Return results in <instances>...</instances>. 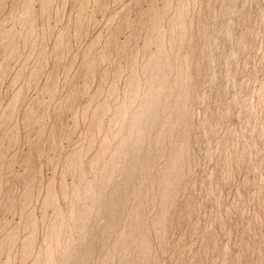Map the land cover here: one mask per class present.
Wrapping results in <instances>:
<instances>
[{
    "label": "rangeland",
    "instance_id": "1",
    "mask_svg": "<svg viewBox=\"0 0 264 264\" xmlns=\"http://www.w3.org/2000/svg\"><path fill=\"white\" fill-rule=\"evenodd\" d=\"M221 1L0 0V264L58 260L65 248L56 236L76 234L85 218L91 221L86 227L91 235L104 194L114 192L108 220L99 224L109 238L92 257L95 264H156L165 257L170 264H218L222 237L214 221L219 213L214 221L208 219V229L181 247L192 210L190 195L181 194L194 171L209 163L201 159L202 166L198 161L195 166L196 138L202 125L210 135L207 123H214L215 115L225 120L224 133L245 128L248 146L261 145L264 155V28L258 23L243 42L254 46L258 78L249 69L250 51L234 50L232 40L222 35L227 20L234 22L226 25L235 26L241 12L255 20L254 11L264 0ZM229 11L240 15L231 20ZM212 15L219 17H213L214 26ZM214 45L215 69H228L241 79L238 100L229 109L223 103L234 92L226 70V78L220 74L219 95L207 93L221 100L213 113L203 112L196 120V102L204 106L201 100H208L200 95L209 82L206 50ZM196 92L202 99L196 100ZM253 97L255 108L238 123L234 113ZM214 132V139L199 140V147L210 148L212 155L223 133ZM232 140L222 151L226 169L216 203L227 205L229 243L233 250L242 247L239 264H264V179L251 189L255 173L243 162L248 148L233 147ZM118 163L125 169L121 178ZM115 178L118 183H112ZM205 179L199 185L212 188ZM77 187L79 194H74ZM36 219L45 226L39 244L50 245L38 261L21 251L23 232ZM115 246L120 249L112 255Z\"/></svg>",
    "mask_w": 264,
    "mask_h": 264
},
{
    "label": "bare ground",
    "instance_id": "2",
    "mask_svg": "<svg viewBox=\"0 0 264 264\" xmlns=\"http://www.w3.org/2000/svg\"><path fill=\"white\" fill-rule=\"evenodd\" d=\"M239 2H242L241 4L243 5V0L242 1L241 0L238 1V3ZM248 2H249V0H248ZM253 2H252V4H253ZM257 2L254 3V4L258 8V5L259 4H257ZM234 3H235V1L233 3H231L232 6H233L232 7L233 9L235 8L234 7ZM238 3H237L236 8L237 7L239 8V6H238L239 4ZM224 5H225V3L223 2V6ZM262 5L264 7V4H262ZM259 6H261V3H260ZM226 7H227V5H226ZM249 7H250V5H249ZM263 7H260L258 9L260 10ZM232 8H229V7L228 8H225L224 11L227 12V9H230L231 10ZM255 8L256 7H254V9ZM259 10L254 11L255 12L254 13L255 14V20L250 21V19L248 18L249 15L247 14L248 12H246V13L244 12L243 15H242V12H241V17H239L238 20L235 19L237 21L234 24L235 26L232 27V25H229V26L226 25V24H228L227 22H229L227 20V22L225 24L226 27L223 26V29L226 28L225 33L222 32L223 31L222 28H221L222 31L220 30V33L222 32L223 33L222 35H224L225 37H227V40L228 39H231L232 40L231 42H230V40L228 42H229L230 45L233 46L234 50H236L235 48L237 46H239V47L241 46V47H245V51L244 52L250 51L251 61H250V64H249V69L252 71V73H254V75L256 76V78H258L257 74H259V73L257 72V68H258L257 67V60L258 59L256 60L255 57H254V51H253L254 46L252 44H250V43L247 44V45L245 43L243 44V42H246L247 43L250 40L249 37H251V34L252 33H255V29H256V27H258V23L260 25H262V27L264 28V22H263L264 21V14L260 13L262 11L259 12ZM231 12L232 13H230V11H229L228 14L229 13L232 14L231 15V18L232 19L231 20H233L234 17H236V14L239 12V9L237 10V13L235 12L236 14L234 13V11H231ZM224 14L225 13L223 12L222 15H224ZM220 15L217 14V16H220ZM239 15H240V13H239ZM213 17L214 16L212 15L211 22H212V25L214 26L215 22L213 20ZM222 17L223 16H221L220 18H222ZM218 18H215V19L218 20ZM223 19H227V17L224 15ZM217 20H215L216 23H217ZM221 22H220V19H219V23H221ZM231 22H229V24ZM222 24H223V22H222ZM222 24H221V26H222ZM30 34H31V32H30ZM221 37H223V36H221ZM225 37H223V40L225 39ZM216 38H218V37H216ZM216 40H214V43H215ZM219 40L221 42V39L220 38H219ZM219 40L216 41V44H217V42ZM263 41H264V39H263ZM223 43H224V41H223ZM229 44H227V42H226V45H229ZM212 45H213V43H212ZM207 46H209V45H207ZM217 46L214 45V47H208V49L206 50L208 52V54H207V56H208V63L207 64H208V67L210 66L211 69L208 68L209 71L207 73H209V75L207 77V81L206 82H208V81L209 82H208V85L206 84L207 86H206L205 90H203V92L201 93V95H200L201 97H204L207 93H209V94L210 93L215 94V96L212 95L213 97H216L217 95H219V93H220V85H221L222 80H223V77H224L223 74H224V72H226V70H227V72L225 74L228 73V69H226L224 72L222 71L223 73L220 72L221 69H220V71H219V69H217L219 73H216L217 70L215 69L216 68L215 65L217 66V64H215L216 63L215 55H214L215 53H213V51L215 50V48L216 49L218 48ZM221 46H220V49H222ZM224 46H225V44L222 47H224ZM225 47L227 49V46H225ZM239 47L237 49H239ZM231 48H229V49H230V51L232 53ZM225 51H228V50H225ZM230 51H229V53H230ZM239 51H241V50L239 49ZM215 52H216V50H215ZM256 52H258V51H256ZM220 53L222 54L221 51H220ZM224 53H223V55H225L227 52L225 54ZM229 53H227V54H229ZM262 55H264V53ZM218 56H220L219 53H218L217 57ZM238 57L240 58L239 55L237 56V58ZM217 59H218V62H221V61H219V57ZM223 59H225V61L230 60V58L226 59L225 57ZM233 60L231 59V61H228V62L229 63L230 62H233ZM237 60L239 61V59H237ZM222 62L221 63L223 64V66H226V64H228V63L224 62V60ZM224 63H226V64H224ZM229 66H231V64H229ZM229 66H227V67H229ZM233 67H234V65H233ZM242 68H243V66H242ZM223 70H224V68H223ZM230 70L231 69H229V72H230ZM231 71H234V70H231ZM221 73H222V76L223 77H221V75H220ZM233 73L235 75V72H233ZM228 74L230 75L229 81H230V84H231L234 92L232 91L233 92L232 93L233 95H231L230 97H228L229 99L224 100L223 103H225L226 106L229 109V107L237 104V100H238V97L237 96H238V90H239V82L241 81V79L237 75L236 76H231L230 73H228ZM224 78H226V75H225ZM202 86H201V88H202ZM200 91H202V90H200ZM257 91H258V89H257ZM256 95H257V93H256ZM194 96H195L194 94H190L189 95V98H192L194 100ZM198 96H199L198 95V92H196V97H197L196 100L198 98L202 99L201 97H198ZM206 96H208V98H207L208 100L205 101L206 98L204 100L203 99L201 100V101H204L206 103V104L204 103L205 104L204 106H203V104L202 105L201 104H198L197 103L198 101L197 102L195 101L196 102V109H195L194 114H195V117H197L196 120L199 119L198 116L200 117L201 114L204 115V113L207 112L208 110L209 111H212L213 108L215 107V104L221 100V99H215V98L213 99V98H211L212 96L210 97L208 94ZM201 101H199V103ZM197 104H198V106H197ZM256 104H257V101L255 100L254 97L253 98H250V104L247 107H246L245 104L244 105L238 104L239 106L242 105L243 108L241 106L238 109V112H235L237 109L235 111L232 110V112H235L234 114H237L236 116L238 118H235V119H237V121H238V119H241V118L244 119L246 113L249 110L252 111L255 108ZM200 105H201V107L203 106V111L202 110L200 111V109H199L200 108L199 107ZM235 107H237V106H235ZM208 113L209 114L210 113H213V111L212 112H208ZM209 114L207 115L208 117H210ZM230 114H231V112H230ZM234 114H231V115H234ZM212 117H214V119L212 118L214 120V123H212V122L211 123H207L208 124V127L211 130L210 131V135H211V132H214V131H218V132L219 131H222L223 132V126L226 124L225 120L222 119V118H220L218 120L215 117V115H212ZM202 118H204V117H202ZM229 118H230V120H232L231 118H233V117H230L229 116ZM115 120H116V117L111 122H114ZM201 120H199V121H201ZM232 122H233V120H232ZM232 122L230 121L231 125H232ZM239 122L240 121H238V123ZM197 123H198V125L201 128L200 123L198 121H197ZM233 123L235 124V122H233ZM203 126L204 125H202V130H201V132L199 134L201 136H199V137L196 138V142L198 144V147L195 149V156H196L195 166L197 165V161H198V163L200 165V162H202V161H200L201 159H205L209 163H208L207 166H206L207 163L206 164L204 163L205 164V165L203 164V166H205L204 168H203V166L201 164L200 166H202V168L201 169H198L197 171H194V174H193L192 178L190 179L191 183H190L189 187H187V189H184L183 190L184 193L181 194V195H184L185 196L188 193V195H190V197H191V203H192V210L190 211V217H189L190 229H189V233L186 232L185 235L183 236V242L181 244V247H184L186 245V243L189 241L190 238H193V236L199 235L200 233H202V231L208 229V225L210 223V221H208V219H212L214 221L216 219V218L213 219L214 215H217V213H219L220 218L217 217L218 220H215L214 223L217 222L218 235L220 234V237H222V241H220V252H219V255H217L218 257H217V262L216 263H218V264H239V263H241V261H240V259H241L240 258V252L242 250V247L239 246L238 249L233 250V248L231 246V243H229V235H228L229 233L228 232H230V231H229V227H228V222H229L230 219H229V216H228V213H227V211H228L227 210V205L226 204H222V203H216V201H217V194H218V190H219V186H220L219 180L222 177V175L224 174L225 169H226V167H224L223 164H222V151H224L225 144L226 143H229V138H230V140L233 139L232 140L233 143H231L233 147L239 148L240 146H243L246 151H247L246 147L248 148L247 156L245 157V159H244L243 162H244V164L246 163L247 166H250L251 170H253V173H255L253 175V178H252L253 181H252V184H251V189L254 191V189H256L259 186V183L264 179V166H263V161H262V160H264V155L263 156L261 155L263 148L259 144H256L254 147H251V145L248 146V144L250 143L251 139L249 137V134L246 132L245 128L243 127L244 128L243 131L242 130L240 131L239 128H238L236 130H233V133H231L232 131L230 133L229 132H226V131H225V133L224 132L223 133L220 132V134L222 133L221 136H220L221 142H218L220 144L217 143L218 140H217L216 137H215V139L217 141H214V142H216L215 144H217V145H215L213 143V141H212V143L214 144V147L217 149V151H215L216 153L214 152L215 155L214 154L212 155L211 152H210L211 150L209 151L210 148L205 147V146H201L202 148L199 147V144H201L199 140L200 139L201 140L203 139L205 141V138H207V136L209 135L207 133V131H206L208 128H205L207 125L205 127H203ZM233 126H235V125H233ZM229 128H231V127H229ZM232 129H234V128H232ZM240 129H241V127H240ZM218 135H219V133H218ZM244 136H247V138L244 139ZM210 137L213 138V136H210ZM217 137H219V136H217ZM220 138H218V139H220ZM247 140L249 141V143H247L248 142ZM206 143L208 144L210 142L207 141ZM210 144H208V146ZM213 144L211 145V147H213ZM253 149H254V151H253ZM80 153H81V150L80 149L79 150L77 149L76 150V154L79 155ZM254 154H256L255 155V159H253ZM252 155H253V157H252ZM205 160H203V162H205ZM118 165H119L118 166L119 167V170H118V173L117 174H120L119 177L121 178L122 177V174H124V170L125 169H123L122 166L119 163H118ZM199 165H198V168H199ZM206 177H208V178L205 179ZM203 179H205L204 181L207 180L208 183L210 182L212 188H209L210 186H204L203 183L200 184L201 185L200 186L199 185V182H203ZM112 183H118V179L115 178ZM71 187H72V185H71ZM79 191H80V188L77 187L74 190L73 193L74 194H79ZM116 194H117L116 192H114L110 196L106 195V193L104 194V200L102 201V204H101L100 214L98 215V217L96 218V221H95L96 228L92 232L91 235H88L87 234L88 228H86L88 226L89 222H91V221L89 220V218H88V220H86L87 218H85L80 223V227H81V225L86 221V223L84 224V227L82 228V230H80V228H78L77 231H76V234L74 233V230H73L66 237L62 233L61 234H58L56 236V243L58 245H62L65 249H64V252L62 253V255L59 256L58 260H56V261H48L47 264H95L94 263V259H92V257H94L98 252L100 253V251H103L104 250V247L106 245L107 239L109 238V232H108L107 228H103L102 227L103 225L102 224L99 225V224L101 222L103 223V222H106L108 220L107 218L110 215V207H109L108 199L109 198H113ZM252 199H254V197H252ZM212 202H215V203H212ZM252 204H253V202L250 203V205H252ZM251 208L254 209V206L252 205ZM57 217H59V212L56 213V217L55 218H57ZM37 219H36V223L33 224L30 228H25V231L23 233H25L26 235H25L24 241L22 242L23 244H22V250L21 251H22V254L24 253V255H25V257L27 259L33 257L32 260H35L36 259L38 261L42 257V251H43L44 247H45L46 250H48L50 248V245H48L47 242H45V244L44 243L43 244H39V238L42 235V231H45V228H44L45 226L40 227L39 224H38V220ZM41 228H43V229H41ZM80 231L82 232L81 237H80ZM83 238H85V240H84V242L81 245V242H82ZM119 249H120L119 247L116 248V246H115L114 249L112 250V255H117ZM172 250L173 249H171L170 252H172ZM101 254H103V253H101ZM106 254L107 253H106V250H105L103 256H105ZM23 257L24 256H22V258ZM169 258H172V257L169 256ZM162 262H163V264H170V259H168L167 257H165V258L162 259V261H159L156 264H162ZM35 263H37V262H35ZM25 264H27V262Z\"/></svg>",
    "mask_w": 264,
    "mask_h": 264
}]
</instances>
